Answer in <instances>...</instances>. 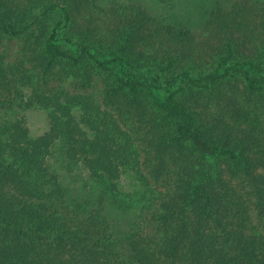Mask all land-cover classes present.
I'll return each mask as SVG.
<instances>
[{"label":"trees","instance_id":"1","mask_svg":"<svg viewBox=\"0 0 264 264\" xmlns=\"http://www.w3.org/2000/svg\"><path fill=\"white\" fill-rule=\"evenodd\" d=\"M173 5L0 0V33L25 37L22 50L43 66L102 72L109 95L140 115L156 113L163 142L176 148L161 156L164 166L176 159L172 192L157 197L132 135L93 96L7 75L8 97L0 98V264H264V231L249 225L236 185L220 189L222 170L214 162L226 161L230 174L241 177L239 187L264 197L257 156L246 150H264L258 137L264 105L254 97L264 93V0L228 8L217 1L199 18L206 30L258 40L257 59L233 58L227 42L210 70L195 75L183 68L166 78L175 59L162 64L154 56L163 46L182 45L191 31ZM234 75L243 90L219 93L229 121L210 113V122H198L173 87L179 79L192 93H208ZM33 107L47 119L36 135L25 116ZM126 177L130 188L123 190Z\"/></svg>","mask_w":264,"mask_h":264},{"label":"rangeland","instance_id":"2","mask_svg":"<svg viewBox=\"0 0 264 264\" xmlns=\"http://www.w3.org/2000/svg\"><path fill=\"white\" fill-rule=\"evenodd\" d=\"M149 5H153L159 10L165 7L167 3L172 2L173 10L179 15H184L189 27L191 28L189 39L180 46H163L154 56L155 60L165 64L169 57H173L175 62L165 73L168 78L178 73L183 68L189 70L195 75L210 70L215 65L220 55L226 52V43H232L233 58H253L257 59L260 51V42L253 37H247L239 32H223L220 30L209 31L203 28V24L199 19L203 9H209L211 5L219 1L221 5L228 8L230 4L237 0H143ZM251 0H247V3ZM165 12V10L163 9ZM176 44V43H175ZM26 45L25 37L11 36L0 33V60L4 69H0V98L8 97L6 83L8 76L12 73L17 74L22 81H31L32 83H40L45 89L60 90L68 89L73 93L82 95H91L102 106L108 109L117 118L121 126L128 131L135 141L141 156L142 167L145 174L150 178V186L157 197L168 196L173 189L174 170L176 159L173 156L166 162L164 166L161 156L172 155L175 147H167L163 142V134L165 129L160 127L153 119L158 115L153 111L140 115L124 103L121 98H113L109 95V91L105 86L108 78L100 71L94 70V67L87 66V73L81 74L78 69L69 68L62 63H56L53 66H43L37 62L38 58L29 54L26 50H22V46ZM173 45V44H172ZM8 75V76H7ZM88 75V76H86ZM186 82L179 79L173 84L177 90V99L182 101L186 107L195 113L198 122H210L212 113L214 116L220 114L225 115V121H229L231 109L224 103L223 96L219 93L231 90L241 92L244 82L238 75L230 76L214 82L213 88L208 93H200L188 90L185 86ZM259 105H264V93L256 95ZM27 126L31 134H40L47 128V119L45 112L40 108H29L25 110ZM159 119V117H158ZM264 123V122H263ZM263 129V128H262ZM264 131V130H263ZM219 133V132H218ZM258 137L264 145V133H258ZM246 150L257 156L258 163L255 170L262 174L261 182L264 189V150L262 145L258 146V150L251 146H246ZM217 159H211V162ZM173 161V162H172ZM217 165L222 170L223 182L220 183V189L228 185H236L239 192L243 195L251 215L249 225L257 232L264 231V197L262 199L254 193L250 196L249 187H239L240 176L229 172L226 161L217 160ZM174 163V164H173ZM172 164V165H171ZM258 166V167H257ZM130 178L126 177L123 181V190L130 188ZM248 196V198H247ZM161 199V198H158ZM154 227L153 221L151 225H146V232ZM45 226L39 231L43 232ZM48 234L47 232H44Z\"/></svg>","mask_w":264,"mask_h":264}]
</instances>
